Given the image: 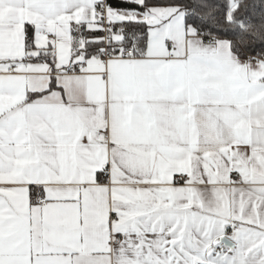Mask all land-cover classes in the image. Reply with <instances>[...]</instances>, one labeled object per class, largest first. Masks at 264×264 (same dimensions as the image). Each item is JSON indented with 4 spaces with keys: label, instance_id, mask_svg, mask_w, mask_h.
<instances>
[{
    "label": "snow or ice",
    "instance_id": "snow-or-ice-1",
    "mask_svg": "<svg viewBox=\"0 0 264 264\" xmlns=\"http://www.w3.org/2000/svg\"><path fill=\"white\" fill-rule=\"evenodd\" d=\"M0 264H264V0H0Z\"/></svg>",
    "mask_w": 264,
    "mask_h": 264
}]
</instances>
